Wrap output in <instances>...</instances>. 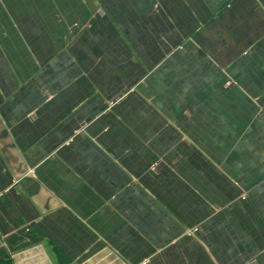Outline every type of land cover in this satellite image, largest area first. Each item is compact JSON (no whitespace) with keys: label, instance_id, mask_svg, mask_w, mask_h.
I'll use <instances>...</instances> for the list:
<instances>
[{"label":"crops","instance_id":"1","mask_svg":"<svg viewBox=\"0 0 264 264\" xmlns=\"http://www.w3.org/2000/svg\"><path fill=\"white\" fill-rule=\"evenodd\" d=\"M0 264H264V0H0Z\"/></svg>","mask_w":264,"mask_h":264}]
</instances>
